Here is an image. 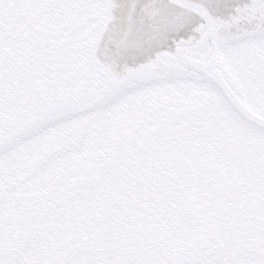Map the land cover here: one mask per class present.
I'll return each mask as SVG.
<instances>
[{
    "label": "flooded vegetation",
    "instance_id": "1",
    "mask_svg": "<svg viewBox=\"0 0 264 264\" xmlns=\"http://www.w3.org/2000/svg\"><path fill=\"white\" fill-rule=\"evenodd\" d=\"M147 103H141L136 113L124 102L103 116L70 120L63 124L71 127L60 144L49 138L50 143L44 142L32 155L24 149L26 142L0 159V264L54 263L61 248L92 239L98 250L72 264H112L120 251L136 254V261L121 264H168L167 252L192 239L199 229L210 233L223 250L211 264H264V165L254 166L251 160L263 158L264 152L226 149L227 145L220 149L215 143L211 150V141L200 135L207 137L215 115L194 124H176L166 139L149 147L137 141L126 145V136L148 122ZM257 109L264 115V106ZM81 130L77 142L51 154ZM8 157L16 158V163L9 162L15 165L8 164ZM198 157L237 176L243 194L217 198L213 179L209 184L196 179ZM51 160L54 164L48 171L45 164ZM87 161L119 166L101 189L66 190L52 205L31 210L9 206L14 192L63 181ZM6 171L13 177L9 182L3 181ZM137 177L146 182L133 184ZM21 236H28L23 246L18 243Z\"/></svg>",
    "mask_w": 264,
    "mask_h": 264
},
{
    "label": "water",
    "instance_id": "2",
    "mask_svg": "<svg viewBox=\"0 0 264 264\" xmlns=\"http://www.w3.org/2000/svg\"><path fill=\"white\" fill-rule=\"evenodd\" d=\"M213 16L232 32L264 36V0H0V154L134 88L180 79L206 83L196 70L213 63L215 88L250 126L264 130L224 59L198 47L207 31L200 22L211 25ZM185 42L192 50L184 63L192 71L166 64ZM133 72L149 77L129 80ZM200 97L171 95L157 118L166 125L192 119L213 101Z\"/></svg>",
    "mask_w": 264,
    "mask_h": 264
},
{
    "label": "snow or ice",
    "instance_id": "3",
    "mask_svg": "<svg viewBox=\"0 0 264 264\" xmlns=\"http://www.w3.org/2000/svg\"><path fill=\"white\" fill-rule=\"evenodd\" d=\"M212 24L208 25L206 21H201V24H204L207 31L204 32L203 37H198L199 46H202L203 51H205L209 56L215 61L223 60L229 56V54L236 49H239L241 46L247 45L252 37L246 33L232 32L231 28L226 26L223 22L220 21L219 17H211ZM170 26L165 25L160 30L161 36L166 34ZM107 38V35L104 34L101 37L103 42ZM119 42V41H118ZM192 48L188 42H185L176 52L171 53V58L166 61L168 65H179L180 67L187 68L188 71L192 69L184 63L185 57ZM218 66V63H213L205 68L203 71L197 69V73L200 75L201 80L207 83L209 87H215L216 85V76L215 68ZM108 67V65H105ZM115 71L119 73V68H116ZM148 73H130L128 76L129 80H146L148 79Z\"/></svg>",
    "mask_w": 264,
    "mask_h": 264
},
{
    "label": "rangeland",
    "instance_id": "4",
    "mask_svg": "<svg viewBox=\"0 0 264 264\" xmlns=\"http://www.w3.org/2000/svg\"><path fill=\"white\" fill-rule=\"evenodd\" d=\"M232 62H233L234 67H236V69L239 71L238 72V75L241 76L242 75V73H241L242 66L240 65L239 61H232ZM176 84H179V83H176ZM184 86L193 87V88H197L198 87L195 84L191 85V84H188V83L184 84ZM152 90H153V88L149 89V91H152ZM144 93H145V90H141V91H139L138 96H141ZM115 106H117V105H114L112 107H115ZM103 114H105V112L104 113H101V115H99V116H103ZM228 124H230V123L228 122ZM70 127L71 126H64V125H60V126L54 127L52 131H50V130L46 131V134L45 135H42V136L39 135L38 137H36L33 140H31L29 143L26 144V146L24 147V149L30 150L31 151V154L34 155V153L36 154L39 150H41V147H44V145L46 143H48L47 142V139H49V138L56 139V141L53 144H60V142L63 141L62 140V137H63L64 133L67 134V132L70 129ZM83 140L86 141V137H84ZM44 142H45V144H44ZM49 143H50V141H49ZM5 160L8 161V164L9 165H15V164L9 163L11 161L14 162V163H16V158L15 159H12L11 157H8ZM53 164H54L53 160L49 161L48 164H45L46 167L44 169H47L48 171L51 170ZM24 168L26 170V167H24ZM6 174H11V173L8 172V171H6Z\"/></svg>",
    "mask_w": 264,
    "mask_h": 264
}]
</instances>
